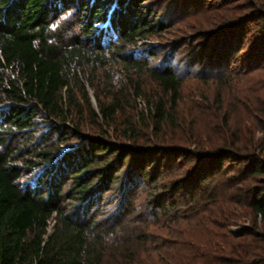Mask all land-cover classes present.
<instances>
[{
	"label": "trees",
	"instance_id": "16d2710c",
	"mask_svg": "<svg viewBox=\"0 0 264 264\" xmlns=\"http://www.w3.org/2000/svg\"><path fill=\"white\" fill-rule=\"evenodd\" d=\"M262 1L256 17H262L264 29ZM251 20L242 19L241 38ZM167 27L148 0H0V264H264V125L262 140L258 143L253 135L245 144L228 127L240 108L264 124L254 115L263 111L257 108L264 101L244 95L227 104L230 110L218 94V107L211 108L225 132L209 141H204L207 131L194 127V139L168 134V128L182 124L178 107L184 74L169 63L160 70L149 68L155 53L147 58L126 53ZM237 48L225 43V53L210 56L204 75L216 74V66L214 76L228 79ZM254 55L242 57L252 66L258 56L264 58V49ZM113 66L126 75V84H114ZM149 70L161 89L157 94L143 89L140 75ZM140 98L145 102L141 116L126 119L119 135L136 141L137 129L153 123L160 134L156 148L144 145L152 140L150 134L147 142L126 145L112 142L105 130L94 136L82 133L85 112L96 121L101 118L103 127ZM180 138L194 144V150L164 145ZM69 142L70 149L63 150ZM178 151L203 164L196 174L182 172L162 182L155 157ZM226 156L244 166L235 173L225 167L221 178L217 174ZM128 158L132 162L125 172ZM28 176L31 181L22 183ZM142 189L145 212L137 213L134 203ZM112 193L123 196L118 205L124 215L106 210L104 202ZM238 210L254 218V225L234 233L228 228L241 215ZM130 216L140 223L130 224ZM51 219L55 227L47 236ZM153 226L168 239L155 240Z\"/></svg>",
	"mask_w": 264,
	"mask_h": 264
},
{
	"label": "rangeland",
	"instance_id": "374dc122",
	"mask_svg": "<svg viewBox=\"0 0 264 264\" xmlns=\"http://www.w3.org/2000/svg\"><path fill=\"white\" fill-rule=\"evenodd\" d=\"M227 1L225 4V0H148L150 7L155 9L158 17L162 19L168 27L162 33L145 38L139 41L135 46L126 50V53L131 52L136 58H147L150 53H155V57L149 59V68L152 70H160L165 63H169L176 73L184 74L185 81L181 88V99L179 100L178 107V115L182 117V124L178 123L176 128H168L171 129L169 130L170 133H168L170 135L183 134L187 135L185 138L191 137V139H194L190 133L191 129H193L192 127H194L202 132L207 131L205 134L206 136H204V141L206 139L209 141L212 139V136L216 137L218 135L217 133L221 135L222 132H225V126H222L221 121H216L213 118V115H217V113L211 108L212 105L215 108L218 107L215 102L218 94L222 95L225 100V107L230 110H232L233 107H228L229 104L234 105L238 103V101H240L239 98H245L244 95H250L252 98L254 96L255 99L257 98L255 96H260L261 98L259 99L264 101V58L258 56L259 49H264V29L259 25L262 17H256L259 11L262 10L259 6L263 1ZM248 17H251L253 20L246 23L244 36L241 38L240 23L242 19ZM239 39L242 40V42L237 48ZM225 43L229 44L233 50L237 48V52L234 53L231 60L232 63L227 69L229 72H233L230 75L231 78L219 79V77L217 78V76H214L219 73V69L216 68V66V74L211 75L209 78L206 77L204 75L205 71L203 70L208 61H210V56L216 57L217 51L224 54ZM249 52H255L254 56H258L254 60L255 63L252 64V66H249L247 64V59L243 60L242 57L243 54L245 55ZM241 60L244 61V64ZM209 67L212 68L211 65H209ZM112 68L111 74L114 76V84L117 87L126 84V75L120 72L119 67L113 66ZM236 70H241L242 73L237 74ZM102 72L103 70L100 69L98 71V76H100ZM149 72L150 70L140 75L143 89L147 94H157L161 92V89ZM135 78H138V76L135 75ZM85 81L87 82V80ZM89 91L92 98V105L98 112V103L94 89L90 88ZM137 101L138 103H131L124 110L120 111L114 122L111 124H104L103 127H101L103 124L101 118L96 121L90 117L88 112H85L82 133L84 135L94 136L100 135L101 130H105L108 132V138L111 139L112 142L117 143L120 141L124 142L126 145H135L134 143L141 144L148 141V144L144 143V145H147L146 147L156 148L159 142L156 136L160 134H158V132L155 133L156 128L153 123L150 124V128L144 126L137 129L136 139L138 140L136 141L119 135L121 134L120 131H123L125 128V124L123 123L126 119L137 121V116H141V112L145 108V102L141 98ZM200 106L205 107L206 110L204 111ZM240 109L241 111L233 113L238 114H235L236 118L230 120L228 126L229 130H232V133H238L242 144L248 142L253 135L254 139L259 143L263 137V131L260 130V127L264 124L262 122H254L249 118L246 109ZM257 109L263 111H256L254 115L264 119V106H260ZM68 124H70V122ZM192 124H194V126ZM149 134L153 135V138H151L152 140L146 141L145 137ZM208 134L209 136H207ZM185 138H180L181 142L169 141L164 145H166V147L174 146L178 149L185 150V152L193 151L196 146L191 143H184ZM72 141H74V139H72ZM70 145L71 142L63 144V150H69ZM138 146L142 145L138 144ZM218 152H220V150L217 152L211 151L208 155L216 156ZM186 154H181V152L178 151L171 154L169 153L160 159L158 156L155 157L157 161L161 162V171L163 173L161 177L162 182L165 181L167 183L170 180L178 179L182 172H193L196 174L198 166L203 163L190 154ZM256 154L263 158V153L259 148ZM128 159L126 160L127 165L125 167V172H128L132 162V158L130 160ZM243 166L244 163L239 162L233 156H226L222 171L218 173L217 176L225 178V167H231V173H235L242 169ZM32 178L33 176L24 177L22 183H29V180L31 181ZM262 179H264V176ZM137 197L134 203L137 213H144L142 199L145 197V191L143 189L140 190ZM121 198H123V196H119L118 193H112L107 196L108 200H105L104 203L110 215H114L115 213L118 214V216H120V214H125L123 208H120L118 205ZM237 212L241 215L237 216L235 219L236 222H233V224L229 226V231L238 233L243 228L254 225V218L244 217L241 210ZM128 219V222L132 225L140 223V220L133 218V216H130ZM258 222L261 224L260 220H258ZM54 227L55 220L51 219L47 227V236L54 231ZM150 235L153 236L155 240L168 239L165 235V231H163L162 234L161 228L157 226L152 227Z\"/></svg>",
	"mask_w": 264,
	"mask_h": 264
}]
</instances>
